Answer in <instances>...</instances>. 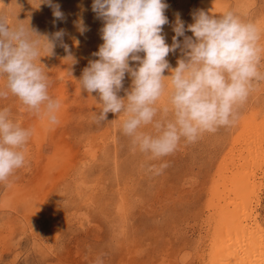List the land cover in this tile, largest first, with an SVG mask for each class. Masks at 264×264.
<instances>
[{"label":"rangeland","instance_id":"rangeland-1","mask_svg":"<svg viewBox=\"0 0 264 264\" xmlns=\"http://www.w3.org/2000/svg\"><path fill=\"white\" fill-rule=\"evenodd\" d=\"M42 2L0 0V16L9 26L29 25L41 36L64 30L63 43L78 62L71 66V60H64L67 54L59 42L53 56L41 54L49 95L61 105L55 125L11 93L0 98V109L8 108L14 122L32 130L26 166L0 183V264H97L98 259L102 264H209L211 242L221 233L226 214L225 201L218 200L213 183L231 149L250 140L258 149L254 161L258 160L256 183L261 184L256 213L263 234L264 80L253 82L246 102L237 107L234 124L205 132L194 143L182 139L171 155L150 159L134 150L131 138L124 135L123 114L109 113L105 122L96 123L98 96L81 90L78 82L89 61L98 59L92 54L103 43V21L92 11L93 0H52L60 5L63 20H56ZM164 2L169 23L163 34L169 46L177 15L186 29L200 10L217 17L231 11L254 24L262 50L259 71L264 74V0ZM80 18L88 29L83 35L75 27ZM178 39L183 42V37ZM180 58V49L166 57L172 68ZM6 83L0 77V89ZM123 84L130 90L127 74ZM164 84L165 94L155 105L161 122L172 119L170 81ZM124 89L118 93L122 98ZM141 131L155 135L152 125ZM164 163L168 167L157 174ZM230 196L233 199L234 193Z\"/></svg>","mask_w":264,"mask_h":264},{"label":"clouds","instance_id":"clouds-1","mask_svg":"<svg viewBox=\"0 0 264 264\" xmlns=\"http://www.w3.org/2000/svg\"><path fill=\"white\" fill-rule=\"evenodd\" d=\"M41 4L51 7L56 20L64 19L59 4L52 0ZM91 7L103 21V43L92 54L98 59L90 60L83 69L78 81L81 90L98 96L101 110L94 113L96 123L105 122L109 113L123 114L124 135L131 138L134 150L138 148L150 159L171 155L182 139L194 143L205 132L234 124L237 107L246 102L253 82L264 80L259 71L260 33L254 24L241 21L231 11L217 17L200 10L193 14L194 23L187 29L177 15L169 46L163 34V26L169 23L165 15L169 6L164 0H93ZM75 27L81 35L88 30L82 18ZM186 31L192 36H186ZM64 35L60 30L51 37L41 36L29 25L9 26L7 18L0 16V77L7 81L0 98L11 93L52 125L59 122L61 105L49 95V76L40 59L42 53L53 56L59 42L67 54L64 60L76 64L69 46L63 43ZM177 49L182 58L172 68L166 57ZM126 74L131 78L130 90L124 89ZM166 80L171 85L172 119L161 122L156 119L155 105L165 94ZM122 89L123 98L118 95ZM148 125L153 126L155 135L141 131ZM31 136L32 130L11 119L8 108L0 109V183L26 166ZM166 167L167 163L161 164L156 173ZM97 264L102 261L98 259Z\"/></svg>","mask_w":264,"mask_h":264},{"label":"bare ground","instance_id":"bare-ground-1","mask_svg":"<svg viewBox=\"0 0 264 264\" xmlns=\"http://www.w3.org/2000/svg\"><path fill=\"white\" fill-rule=\"evenodd\" d=\"M250 142L244 141L231 149L213 183L218 200L225 201L226 214L221 233H216L211 242L209 264H264V233L259 231L256 213L260 206L258 185L261 184L256 183L258 160L254 161L258 149L256 143ZM231 193H234L233 199Z\"/></svg>","mask_w":264,"mask_h":264}]
</instances>
